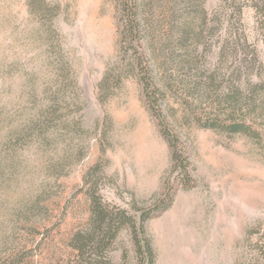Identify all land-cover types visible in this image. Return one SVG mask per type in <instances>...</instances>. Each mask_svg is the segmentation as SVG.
I'll list each match as a JSON object with an SVG mask.
<instances>
[{"label":"rangeland","instance_id":"obj_1","mask_svg":"<svg viewBox=\"0 0 264 264\" xmlns=\"http://www.w3.org/2000/svg\"><path fill=\"white\" fill-rule=\"evenodd\" d=\"M143 1L164 109L194 180L147 222L157 264H250L264 246V138L197 116L264 83V25L251 0ZM119 2L0 0V258L60 264L89 216L91 184L137 215L177 174L138 77L101 86L125 63ZM112 257L137 264L129 230Z\"/></svg>","mask_w":264,"mask_h":264},{"label":"trees","instance_id":"obj_2","mask_svg":"<svg viewBox=\"0 0 264 264\" xmlns=\"http://www.w3.org/2000/svg\"><path fill=\"white\" fill-rule=\"evenodd\" d=\"M119 1L120 52L125 63L121 64V70L112 82L107 83V76L101 86L109 88L110 85H118L129 73L138 77L147 107L171 149L173 170L177 174L173 181L167 182L162 195L155 202L146 207L133 206L137 215L106 201L99 194L97 183L91 184L86 192L89 216L71 233L67 246L72 253L60 264H113L112 253L124 230L130 232L137 264H157V253L147 222L173 204L178 187L187 189L194 185L188 147L164 109L165 84L158 79V69L148 41L149 27L144 20V1ZM251 1L257 21L264 25V0ZM243 96L244 93L238 89L217 96L197 116L198 124L222 133H242L263 139L264 123L257 122V118L264 122V83L251 87L246 100H243ZM248 233L252 235L255 230L251 229ZM127 256V251H124L122 259L126 260ZM23 259L0 258V264H19ZM250 264H264L263 245Z\"/></svg>","mask_w":264,"mask_h":264}]
</instances>
